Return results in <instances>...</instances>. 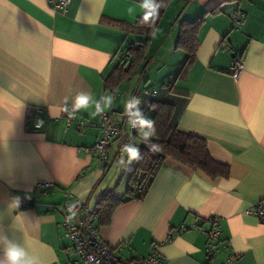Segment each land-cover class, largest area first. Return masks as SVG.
Wrapping results in <instances>:
<instances>
[{"label": "crops", "instance_id": "0c3cea01", "mask_svg": "<svg viewBox=\"0 0 264 264\" xmlns=\"http://www.w3.org/2000/svg\"><path fill=\"white\" fill-rule=\"evenodd\" d=\"M48 1L0 0V235L40 264L73 260L62 217L51 206L69 196L90 208L106 193L124 197L138 161L119 165L116 139L104 161L90 155L99 132L66 122L65 97L70 105L80 92L97 101L112 95L104 112L120 123L138 89L158 91L179 69L180 22L220 6L219 13L207 15L196 60L171 92L187 98L178 127L204 138L211 157L229 166V177L211 180L166 159L143 200L121 205L98 234L124 261L153 249L162 264H264V225L247 212L264 199V0H172L148 42L153 64L132 92L128 82L104 91L103 80L120 49L146 39L124 30L143 15L141 0H69L65 12H52ZM237 13L245 21L233 31L231 16ZM234 54L244 62L238 78L229 73ZM161 66L151 88L149 75ZM28 107L43 109L37 131L25 122ZM92 111L82 109L75 117L97 123ZM212 219L220 236L209 258L204 232Z\"/></svg>", "mask_w": 264, "mask_h": 264}, {"label": "trees", "instance_id": "16d2710c", "mask_svg": "<svg viewBox=\"0 0 264 264\" xmlns=\"http://www.w3.org/2000/svg\"><path fill=\"white\" fill-rule=\"evenodd\" d=\"M171 1L157 0L161 5L158 15L147 23L142 20L143 13L134 25L125 26V31L143 36L146 39L134 47H125L119 50L117 65L103 80L104 91H114L122 83L128 82L134 75L143 72L147 64L148 42ZM224 2L238 4L240 0H225ZM220 11V6H217L191 22H180L176 48L184 53V58L179 69L170 82L161 86L158 91H155V94L137 95V98L141 100V110L147 118L154 121L155 132L149 141L145 142L140 131L137 128L134 131V145L140 146L141 158L129 176L124 197L115 198L112 193H106L98 202L96 216L98 229L110 224L115 211L121 205L143 200L156 175L164 166L166 159H171L190 170L200 171L211 180L229 177V166L217 162L211 157L204 138L185 132L178 127V120L186 106L187 98L171 92L173 82L184 77L196 60V52L199 46L198 34L207 15L217 14ZM234 15L238 17L242 15L244 21L245 15L237 13L231 16L232 30L238 31L243 24L236 27ZM125 56L127 57L126 60L124 59ZM235 56L234 54L233 58ZM150 145H156L157 150H151Z\"/></svg>", "mask_w": 264, "mask_h": 264}, {"label": "built area", "instance_id": "2783aa9c", "mask_svg": "<svg viewBox=\"0 0 264 264\" xmlns=\"http://www.w3.org/2000/svg\"><path fill=\"white\" fill-rule=\"evenodd\" d=\"M49 8L52 12H65L69 0H50ZM234 25L239 27L243 24V16L234 15ZM126 60L127 57L125 56ZM244 68V62L241 57H234L229 70L230 75L233 78H238ZM155 94V91L137 90V95H149ZM43 109L40 108H26L25 122L32 125L33 130L37 131L41 128L40 123L36 120L39 117ZM66 122H74L77 128L83 131L86 128L97 129L99 132V138L95 145L87 150V152L97 157L101 162L106 159L107 149L113 140H118V153H121V149L125 144L134 145V128L129 121V118L125 115V110L122 112V120L118 124H114L111 121V112H103L99 115L97 123H89L83 119L69 118L68 114L64 112ZM76 116V115H75ZM45 185H38V188H44ZM75 204L76 215L72 220H68L70 215L68 212V205ZM56 213L62 217L61 228L63 235L70 241V247L73 249V253L78 257V260H68L64 263H50V264H162V259L156 250L146 257L135 258L131 261H124L121 258L114 256L111 248L101 239L98 234V228L96 225L97 207L90 208L85 202L68 197L60 205H52ZM247 212L254 215L261 225H264V199H261L257 203L253 204L251 209ZM183 230L181 229L179 233ZM207 238L205 253L211 258L216 249V244L219 241L220 225L216 219H212L210 228L204 232ZM231 258H229L230 260Z\"/></svg>", "mask_w": 264, "mask_h": 264}, {"label": "clouds", "instance_id": "9594fccd", "mask_svg": "<svg viewBox=\"0 0 264 264\" xmlns=\"http://www.w3.org/2000/svg\"><path fill=\"white\" fill-rule=\"evenodd\" d=\"M140 7L145 10L142 16L143 22L147 23L150 19H154L158 15L161 5L157 0H141ZM129 13L133 12L132 8L128 9ZM68 97H65V107L63 111L68 114V117L74 118L80 110H88L94 108L91 115L97 116L102 114L109 108L114 100L112 95H104L99 101L89 93L80 92L75 95L68 104ZM141 100L137 97H131L125 103V115L129 118L132 126L140 131L145 142H148L150 137L155 132L154 121L147 118L140 108ZM150 149L157 150L156 145H150ZM121 157L117 163L123 167L130 166L134 161H138L140 157L139 148L133 144H125L121 149ZM126 157V159H125ZM76 205H68L70 215L67 219L70 221L76 215ZM0 264H40V261L32 256L21 244L10 239L6 235H0Z\"/></svg>", "mask_w": 264, "mask_h": 264}, {"label": "rangeland", "instance_id": "374dc122", "mask_svg": "<svg viewBox=\"0 0 264 264\" xmlns=\"http://www.w3.org/2000/svg\"><path fill=\"white\" fill-rule=\"evenodd\" d=\"M233 31H236V30H233ZM147 62H148V64H146V69H147V73H148V69L150 70V68H149V65L150 66H152V61L151 62H149L148 61V59H147ZM161 70H162V66L157 70V71H153L152 72V75L150 74H148L149 76H151V80L149 79V81L151 82L150 83V87L151 88H156L155 86H152L153 84H155L156 82V80H158L160 77V72H161ZM141 78V75L140 74H136V75H134L129 81H128V83L126 84V87L128 86V88H129V90H130V92H132L136 87H137V85H138V81H139V79ZM156 79V80H155ZM161 88V87H160ZM160 88H158L157 90H159ZM70 254L72 253L73 255H72V259L73 260H78V257H76V255L73 253V249L70 247Z\"/></svg>", "mask_w": 264, "mask_h": 264}]
</instances>
